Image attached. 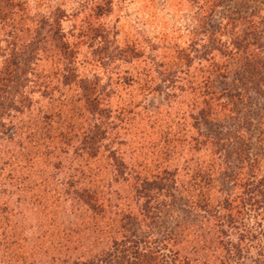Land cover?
Returning a JSON list of instances; mask_svg holds the SVG:
<instances>
[{
	"label": "trees",
	"instance_id": "1",
	"mask_svg": "<svg viewBox=\"0 0 264 264\" xmlns=\"http://www.w3.org/2000/svg\"><path fill=\"white\" fill-rule=\"evenodd\" d=\"M100 1L101 3L98 6L93 7L95 10L94 19L81 21L80 25L77 26V36L75 38L72 34L63 32L62 22L67 18L64 11L55 9L50 13L41 12L31 16L29 15L28 0H0V142L7 141L11 143L17 140L15 145L19 149L21 148L18 153L21 161H25L28 167L31 168L29 161L33 160L30 156L31 151L28 150H33L36 143L38 146H40V141L49 142L52 145L57 141L62 145H67L68 140L79 139V145L75 147V151L77 161H81L83 166L78 173L84 178L86 184L84 181L78 183L80 187L74 195L77 199V208L73 215L76 213L80 215L83 223H79V218L74 216L72 219H68L67 222L65 221V230L61 232L65 231V235L69 236L75 229H78L79 232H88L91 229L99 230L94 244L95 249H90L91 252L92 250L97 252V258L93 257L88 261L72 260L70 262L68 254L72 247L68 246L69 242H67V244H64L67 248L65 246L61 248L66 253L64 252L63 256H59L58 260L56 257L44 252L45 258L42 263L39 261L38 264H264V175L257 177L259 162L255 159L250 162V169L246 175L241 165L235 166V172L232 175L224 174L225 180L229 182L224 181L223 183L226 185L231 183L230 196L234 195L233 199L226 196L223 201L217 202L214 207L210 208V204L213 203H211L212 197H209V194L213 195L220 177L217 176V179H215L214 173L218 175L221 173H219L218 165H215V163L207 165L204 170L202 165L197 166L198 169H195L197 173H194L185 182L187 189L189 188L187 191L191 194V202L187 198L184 204L179 206L184 211L193 206L203 211V213L208 212V218H201L205 219L204 221L208 225L211 224L212 219L215 222L209 227L207 224L203 226L202 223L197 224L200 221H195L196 219L192 216L191 224L189 226L183 225L181 232H176L180 227L177 224H174L170 229L168 228L169 231L166 233L163 246L169 255L160 252L158 247V243L161 242L160 239L157 243L149 237L150 233L161 222H158L157 225H155L156 223L151 225L154 228L151 227L149 230L144 231L143 227H147L144 221L150 220L151 216L150 203L163 196L161 195L162 192H165V197L168 196L171 201L169 204L160 205L158 203L157 208L153 207L156 212L154 220L157 221H164V218H160V208L168 211L175 205L178 197L180 200L181 198L176 194H171L166 189V181L161 180L162 177L160 179L159 176L153 177L154 180L152 181H150L151 178L145 179V177H142L141 179L144 168L140 169L138 165L136 167L126 165L121 159L120 150L115 147L123 144L122 141L113 138L104 146L102 143L108 140L111 133L117 134L119 131L128 133L130 128L137 125L138 118L136 119L135 110L139 104L133 103L132 99L137 97L138 94L134 96L130 91L136 89L142 94L144 92L153 93L160 90V87L159 85L157 87L153 85L155 83L153 70L151 66L146 64V60L141 61V64L145 63L144 65L138 62L130 70H121L124 63L138 61L142 57V50L137 44L125 43L119 45L115 33H112L111 30L98 21L111 9V0ZM209 6L208 8H213V5ZM212 14L213 11L210 10L209 16ZM254 16L252 12L248 15L245 14L244 17L235 18L233 13H229V16L223 19L225 23H216L206 31L198 33L202 36L191 40L188 45L189 51L177 52V61H179L177 67L172 70L169 69L168 73L166 71L164 73L163 70L154 71L156 75L161 77L159 81L163 86L166 85V88L173 87L177 81L184 83L182 90L185 93V96H183L185 102L181 101L180 103L188 108L186 112L198 109L199 124L214 125L221 129L224 125L218 122V119L226 117L223 114L224 110L227 109L230 114L234 113L235 115L232 114L231 116V119L235 122L232 126L234 125V138L239 140V145L242 144V140L239 139L242 125L250 126L249 121L245 120L240 127L239 119L236 117L239 111L243 112L245 110L242 99L250 92V94L252 93L256 98H259L260 103L264 105V29L258 27V25L264 24V21L259 20L256 23L254 22ZM244 23L249 25L248 28L240 29V25ZM227 28L229 30L228 38L224 35ZM198 34L194 33L193 36ZM70 38L76 39V41L71 42ZM83 46L92 49L95 59L91 60L89 64L99 70L97 73L94 72L95 75L91 79L81 78L77 71V49ZM198 48H200L199 51ZM190 51L197 54L190 55ZM51 57H53L51 60H54L51 69L41 68V63ZM194 58H197L195 60H198L199 63L203 62L202 59L206 62L204 63L205 70L191 68ZM157 67H164V64L161 66L154 64V68ZM201 67L203 68V66ZM49 76L51 80H48ZM54 79H56V84L53 83ZM215 83L221 84L222 87L216 88ZM27 86H31L32 91L40 92V95L48 97L50 104L57 103L58 111L51 115H44L41 118V121L43 120V124H45L42 131L38 128L40 122L34 120L32 124L35 126L26 128V131L21 133L26 135L25 139L18 141L20 135L17 134L16 128L14 130L12 122L13 119H16L17 112L21 111L22 103H28L26 102L28 100L27 96L24 97L22 93ZM64 88H70L74 92H78L71 103L76 106L82 105L88 114L85 120H83V113L79 110H75L78 117L76 119L73 116H69L68 119L63 117L66 114L65 102L70 99L64 100L63 97L62 100H59V98L55 99L53 95L58 94V92L60 95V90ZM112 98H117L116 109H112L110 102ZM261 109L263 110L255 112V117L258 119L255 121L254 126L258 130L264 124V107H261ZM70 112L68 111L67 114ZM148 115L147 120L150 123L158 124L159 127L164 125V121H157L159 118H156L155 108L149 109ZM61 119L67 121L64 120L61 123V125L66 124V127H63L60 132H67L64 134L58 133L56 137L50 140L45 128L48 129L49 125H54L55 122H60ZM261 132L264 133L262 129ZM199 134L205 137L201 145L210 143L211 147L213 146L219 151L223 149L228 140L226 138L216 139L211 135L206 137L201 132ZM43 135H45L44 138ZM260 140L261 138L258 137L250 141L248 145L242 144L246 150L243 152L239 150L238 152V148H236V156L238 155L237 157L240 160L243 158L242 161L248 163L249 156L253 154L252 150H255ZM103 150L107 151L114 161L113 166L115 172H117L114 176L117 179L127 171L126 177L129 180L136 181V185L141 184V188L137 189V192L140 191L135 199L138 202L142 199L145 200L143 203L144 209L140 213L142 219H146L143 223L127 209L119 210L115 208L114 213L113 211L110 212L111 219L107 217L109 215L107 208L110 209V204H108L109 200L103 197L99 185H102L101 189L107 186L106 188L109 190L111 184L105 186L104 183H96L97 187H94L93 190L92 188L95 186L93 182L95 174L93 175V173L95 170L89 167V161L93 160L98 152ZM1 151L3 152L1 153ZM153 151H155L154 148ZM0 156V161L5 160L6 157L9 159L8 161L15 160H13L15 155L9 149L1 150L0 148ZM4 163L3 168H6L8 162H2V164ZM7 167L11 168L10 165ZM99 171L103 173L104 168L96 172ZM254 171L257 173H254ZM162 173L167 174V170L164 169ZM157 178L159 180H156ZM26 181H28V178L22 177L21 183L26 184ZM68 181V187L72 188L76 185L73 182L74 177H71ZM44 183V181L41 183L36 182L35 185L27 187L29 193H32L31 198L38 205H41L42 202L46 204L53 203L57 199L54 196L45 198L42 190ZM171 184L172 191L179 193L180 189L177 185L174 182ZM183 188H185L184 185L181 189ZM235 190L240 193H235V195ZM108 195L110 199L109 192ZM250 205L256 207L254 217L260 221L262 220V223H258L254 228L241 226L240 229L235 224L242 219L245 207ZM219 208L228 211L227 214L217 216L215 211ZM4 214V209L0 210V217L5 216V224H8V215ZM117 218H119L117 225L113 229L112 238H110L112 224ZM226 224L229 225V228L237 231L238 238L236 240L232 241L230 237L225 241L222 239L221 235L225 236L223 225ZM193 227H196L197 230L194 231ZM207 227V230L202 231ZM199 231L202 232L198 236ZM146 232L148 233L146 234ZM4 237L5 239L0 242L3 247L1 251L4 255L11 257L12 261L21 262L20 264H35L32 261V259L35 260L34 253H32L33 248L29 253L21 251V249L24 247L27 249V247L25 245H23L24 247L19 245L13 247L15 241L7 247L9 239L5 235ZM187 237L195 238L192 241V246L196 243H207V247H202V250L208 253L213 252L209 255V260L197 259L195 255L191 258L182 255L183 251L179 246L185 243L184 240ZM18 238L20 239V237ZM22 242L25 243V240L22 239ZM212 244H216L217 247L213 248ZM150 245L153 246L150 247ZM10 248L13 249L10 250Z\"/></svg>",
	"mask_w": 264,
	"mask_h": 264
},
{
	"label": "rangeland",
	"instance_id": "2",
	"mask_svg": "<svg viewBox=\"0 0 264 264\" xmlns=\"http://www.w3.org/2000/svg\"><path fill=\"white\" fill-rule=\"evenodd\" d=\"M100 3V0H28V7L29 15L31 16L41 12L50 13L55 9L64 11L67 18L62 22L63 32L70 33L76 38L77 26L80 25L81 21L94 19L95 10L93 7L98 6ZM209 5H213V8H208L210 7ZM110 8L111 9L106 12L104 17L99 18L98 21L111 30L112 33H115L119 45L125 43L137 44L142 50V57H140L138 61L124 63L121 70H130L133 66L137 65L138 62L141 64V61L146 60V64L151 66L153 70V76L155 78V83L153 85L155 87L159 85L160 90L153 93L144 92L143 94L136 89L130 91L134 96L138 94L137 97L132 99L133 103L136 102V104H139L138 108L135 110L137 114L136 119L138 118V121L136 120L137 125L130 128L128 133L122 131H119L117 134L111 133L108 140L103 142L102 145L104 146L113 138L122 141L123 144L115 147L120 150L121 159L126 165L133 167L138 165V168H144L141 179L142 177H145V179L151 178L150 181H152L156 176H159V179L162 177L161 180L166 181V189L171 194L173 193L174 195L180 196L181 200L178 197L177 201H175V205L168 209V211L160 208V218H164V223L161 220H154V214L156 212L153 207L157 208L159 205L158 203H160V205H165L169 204L171 201L168 196L165 197L166 193L162 192L161 195L163 196H160L159 199L157 198L150 203V220L144 219L146 220L144 221L140 213L141 210L144 209L143 203L145 200L142 199L138 202L135 199L137 193L140 191L137 192V189L141 188V184H137V188L136 181H131L126 177V174H128L127 171L117 179L116 176H114L117 174L113 166L114 161L109 156L108 152L104 150L99 151L97 156L89 161V167L95 170V172L104 168L103 173L101 171L93 173V175L95 174V178L93 179L95 186H93L92 189L94 190V187H97L96 185L100 183H104L105 186L111 184L109 190L106 188L107 186L101 189L102 185H99L103 197L110 202H108V204H110V209L107 208L109 211L107 217H109V219H111L110 212L113 211L114 213L116 211L115 208H117L119 210L127 209V211L131 212L137 219L142 220V223L143 221L146 222L147 225H145L147 227H143L144 231L149 230L151 227L154 228V226L151 225L155 223V225H157L158 222H161L158 224L159 226L155 227V230L150 233L149 237L156 242L160 239L161 242H157L160 252L169 255L168 251L163 246L166 233L169 231L168 228L170 229L174 224H177L180 225V227L176 232H181L183 225L189 226L191 224L192 216L196 219L195 221H200L197 224L202 223L203 226L207 224L204 221L205 219L201 217L208 218V212L203 213V211L193 206H190L187 211H184V209H181L179 206L180 204H184L185 199H190L191 194L187 191L189 188L187 189L185 182L191 178L194 173H197L195 170L197 166L202 165V169L204 170L207 165L209 166V164L215 163V165H218L219 173H221L219 175L214 173L215 179H217V176L220 177L217 181L216 188L214 191L212 190L213 195L209 194V197H212L211 203H213L210 204L209 208L214 207L217 202L223 201L226 196H230L232 185L231 183L227 185L223 183L224 181L227 183L229 182L225 180L224 174L232 175L235 172V166L241 165L246 175L250 169V162L255 159V161L259 162L257 177H259V175H264V133L262 134L261 132V129L264 131V124L261 125L259 130L254 126L255 121L258 119L255 117V112L262 111L263 109H261V107H264V105L260 103L259 98H256L249 92L248 95L242 99L245 110L243 112L239 111L236 114V117L239 119L240 127L241 123L245 120L249 121L250 125L247 126L243 124L240 129L241 137H239V139L242 140L243 145H248L250 141L258 137L261 138L259 145L255 147V150H252L253 154L249 156V162H243V158L240 160L237 157L238 155L236 156L235 154L237 151L236 148H238V152L239 150L240 152L246 150L242 144L239 145V140L234 138V125L232 126V124L235 122L231 119V116L235 114L228 113L227 109L224 110L223 114H225L226 117H220L218 119V122L224 125L221 129L214 125L205 126L199 124L200 118L198 109H194L192 112H186L188 108L180 103L181 101L185 102L183 98L185 93H183L182 90L184 83L177 81L173 87L166 88V85L163 86L162 83H160L159 79L161 77L156 75L155 72L163 70L164 73L165 71L168 73L167 71L169 69L172 70L177 67V63L179 62L177 61V52L182 50L189 51L188 45L191 43V40L198 39L202 36V34L198 33L206 31L216 23H222L223 19L229 16V13H233L235 18H239L253 12L255 15L254 22L257 23L259 20L263 22L264 0H111ZM210 10L213 11L211 16H209ZM223 23H225V21ZM248 26L249 25L245 23L241 24L240 29L248 28ZM258 27L264 29V24L261 26L258 25ZM228 31V28L224 31V35H226L227 38L229 37ZM194 33L198 34L196 35L197 37L193 36ZM72 39L73 38H70L71 42L76 41V39H73V41ZM197 50L199 51L200 48ZM77 53L76 63L78 75L81 78H93L95 75L94 72L97 73L99 70L97 67L93 68L89 64L91 60L95 59L92 54V49L83 46L77 49ZM194 54L196 55L197 53L190 51V55ZM52 58L53 57L44 60L40 65L41 68L50 70L53 65L52 62L54 61L51 60ZM195 59L197 58H194L191 68L205 70L204 63L206 62L202 59L203 62L199 63V61ZM144 64L145 63H142L141 65ZM154 64L159 66L164 64V67L154 68ZM200 66H203V68L201 67V69ZM42 75H44V73H42ZM48 80H51L50 76ZM55 81L56 79L53 80V83H55ZM218 83H215V87H222V85ZM22 93L24 97L27 96L28 100L26 102L28 103H22L21 111L17 112L18 115H16V119H13L12 122L14 130L16 128L17 134L20 135L18 141L25 139L26 135L21 133L25 132L26 128H33L35 126L32 124L34 120L40 122L38 128L42 131L45 124H43L41 118H43L44 115H51L58 111L57 103L50 104L51 102L48 97L40 95V92L37 93L32 91L31 86H27ZM77 93L78 92H74L70 88H64L60 90V95L58 92V94H54L53 97L55 99L59 98V100H62L63 97L64 100L67 98L70 99L65 102L66 106H64V109L66 114L63 117H67L68 119L69 116H73L74 119H76L78 117L75 114V110H79L83 113V120H85L88 114L83 109L82 105L76 106L71 103L74 101V97ZM116 100L117 98L110 99L112 109H116ZM223 101L225 100L223 99ZM154 108L157 112L156 118H159L157 121H164V125L161 127L147 120L149 109ZM68 111L71 112L67 114ZM64 120L65 122L67 121L66 119ZM64 120L61 119L60 122L49 125L48 129L45 128V131H47V134L50 136V140L56 137L58 133L64 134L67 132H60L63 127H66V124L61 125ZM200 132L206 137L211 135L216 137V139L226 138L228 140L223 149L219 151L215 147H211L210 143L201 145L205 137L201 136L199 134ZM44 137L45 135H43V138ZM16 141L17 140H14L11 143L7 141L0 142L1 150L9 149L15 155V157H13V160L15 159L14 161H8L9 159H7V157L5 158L7 161H0V210L4 209L5 214L8 215V224H5V216L0 217V242L2 239H5V235L8 237L7 239H9L7 247L15 241V244L12 245L13 247L18 245L20 247H24L23 245L27 247V249L24 247L21 251L29 253L33 248L32 253H34L35 260L32 259V261L35 264H38L39 261H41V263L43 262L45 258L44 252H47L50 256L56 257L58 260V257L63 256L65 252L61 250V248L63 246L67 248V246L64 245L67 244V242H69L68 246L73 248V250L71 248L72 251L70 250L69 254L67 253L70 262H72V260L88 261L93 259V257L97 258V252L93 250L91 252L90 249H95L94 244L96 243L95 240L97 239L99 230L91 229L88 232H79L78 229H72L73 232L69 236L65 235V231L61 232L65 230L67 220L72 219L74 216L79 218V223H83L80 215L77 213L73 215L77 208V199L74 195L80 187L78 183L84 181L86 184L84 178L78 173L83 166L81 161H77L78 159L75 151V147L79 145V139H70L67 145H62V143H58L57 141L52 145L49 144V142L42 141L39 142L40 146L36 143L33 150H28L31 151L30 156L33 160L29 161L31 168L28 167L25 161H21V157L18 154L21 148L19 149L15 145ZM31 147L30 145V148ZM153 148L155 151H153ZM2 152L3 151H1V153ZM2 162H8L5 166L6 168H3L5 163L2 164ZM9 165L11 166L10 169L7 167ZM164 169L167 170V174L162 173ZM254 173L257 172L254 171ZM221 175L223 176L221 177ZM22 177L28 178L26 184L21 183ZM71 177H74L73 182L76 183L72 188L67 185ZM159 179L157 178L156 180ZM42 181L45 182L42 187L45 198L53 196L57 198L53 203L46 204L42 202L41 205H38L31 198L32 193H29L30 191H28L27 187H31L35 185L36 182L41 183ZM172 182L180 189V194L172 191V188H170ZM183 185L185 188L181 189ZM237 190L240 191L239 189ZM108 192L110 193V199L108 198ZM235 193L240 192L235 190L234 194ZM233 196L234 195L230 196V198L233 199ZM254 211H256V207L253 205L245 207L242 219L236 222L235 225L241 229V226L254 228L258 223H262V220L260 221L254 217ZM215 212L217 216H222L227 214L228 211L226 212L219 208ZM119 218L112 224L113 228L110 230V238L113 236V229L116 227ZM214 222L213 219L210 221L212 225ZM210 225H208V227ZM208 227L202 231L207 230ZM192 229L194 231L197 230L196 227ZM223 229L225 231V236L221 235V237L224 241L228 239V237H230L232 241L238 238L236 234L237 231L233 228H229V225H223ZM202 231L198 232V236ZM147 233L148 232H146V234ZM18 237H20L21 240ZM22 239L25 240V243L22 242ZM193 240H195V238L187 237L184 240L185 243L180 244L179 248L183 251L182 255L190 258L195 255L197 259L209 260V255L213 252L211 251L208 253L202 250V247H207V243H196L192 246ZM152 246L153 245H150V247ZM212 247H217V245L212 244ZM2 248L0 244V264L21 263L14 260L12 261L11 257L9 258L7 255H4L1 251ZM11 249L13 248H10V250ZM47 259H49V257H47Z\"/></svg>",
	"mask_w": 264,
	"mask_h": 264
}]
</instances>
